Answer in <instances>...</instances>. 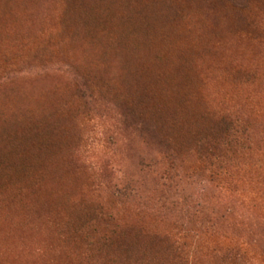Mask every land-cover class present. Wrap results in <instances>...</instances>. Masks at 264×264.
Returning <instances> with one entry per match:
<instances>
[{"label":"rangeland","instance_id":"1","mask_svg":"<svg viewBox=\"0 0 264 264\" xmlns=\"http://www.w3.org/2000/svg\"><path fill=\"white\" fill-rule=\"evenodd\" d=\"M31 1L0 0V144L71 183L0 189V264H264V0Z\"/></svg>","mask_w":264,"mask_h":264},{"label":"trees","instance_id":"2","mask_svg":"<svg viewBox=\"0 0 264 264\" xmlns=\"http://www.w3.org/2000/svg\"><path fill=\"white\" fill-rule=\"evenodd\" d=\"M5 2L7 3V0H5ZM46 5L50 7L49 3H47ZM1 8H4L2 11H6V10H11L12 6H10L8 4H2V5H0V9ZM180 10L181 9H177L175 12L177 14H179L178 17L183 19V21H186L184 18V13L182 14ZM180 14H182V15H180ZM4 18L6 19L7 23H9V17H4ZM18 18L19 17H17V19ZM178 21H180V20H178ZM16 22H17V20H16ZM24 22L25 23L22 25H24L28 28L33 26V24H34V20H31L28 22L24 21ZM229 29H232V28H229ZM5 34H6V32H5ZM175 34H181V33L177 32ZM175 34H173V35H175ZM183 34H190V33H183ZM194 35H196V34H194ZM208 36H210V35H208ZM211 36H219V35H211ZM224 36H227V35H224ZM1 37L4 38L5 35L1 34L0 38ZM71 43H75V42L69 40L68 44H71ZM197 52L198 51H196V53ZM208 53H209V51L207 53L199 52V53H197L198 55L195 54L196 57L194 56L193 58H192L193 55L185 56V58H183V59L179 58L181 60V64H183V66L181 65V69H182V74H183V80L185 79L184 84L186 85V88L190 89L191 88L190 86H194V84L196 85V83L193 84V82H196V79L198 78V80H199L200 77L202 76L201 71L199 72L200 74L197 75V78H196V76L193 77L194 75H192V69H190V68L192 67V65L194 63L195 58L200 56L199 58L201 59L202 57H204ZM215 59H216V56L212 57L208 62L207 68H205L208 71L212 70L214 75H215L216 70H213V68L219 67L217 64L214 65L212 63V60H215ZM219 59H222V57ZM185 63H187V64L185 65ZM210 66L212 67V69H208V68H210ZM183 69L186 71L183 72ZM205 74H207V72ZM192 78H193V80H192ZM186 79H188V81ZM208 118H209V114L206 115V120ZM7 138H10V137L8 135L5 138L4 137L2 138L0 136V139H3V144L6 143ZM13 148L19 149L22 151L23 161L20 164L8 162L7 161V155L5 153H9L10 149L8 148V146H3L2 144H0V189L2 187L4 189L5 186L10 187L11 185H16L19 183L23 186L24 185L23 182H24L28 185V187H30L29 188L30 193L28 194V201H29L30 194H32L33 198H35V199L37 198L39 200H42V202H45L44 204H51V205H53L55 202H58V200H60L61 197L66 196L67 190H68V184L71 183V179L66 176L69 174L66 173L68 171L63 167L62 159H61L60 163H58L57 165L55 163H53V161H50V164H49V161H47L46 163H44L45 167H37L38 171L35 172V164L33 163V160H32L34 155H32L33 153L31 152V149L30 148H29V150L27 148L21 149L19 147H15V146ZM14 181H16V182H14ZM0 192H1V190H0ZM1 196L2 195L0 194V197ZM61 200H63V199H61ZM4 220H6V219H4ZM6 222L10 223V220L7 219ZM134 235H135V240L131 245L132 247L138 248V249L148 248L151 250H154V249L156 250L154 242H148L147 243L146 241H144V238H142L141 236L136 238V234H134Z\"/></svg>","mask_w":264,"mask_h":264},{"label":"bare ground","instance_id":"3","mask_svg":"<svg viewBox=\"0 0 264 264\" xmlns=\"http://www.w3.org/2000/svg\"><path fill=\"white\" fill-rule=\"evenodd\" d=\"M46 4H45V1H42V0H32L29 4H28V7H29V11H28V15H27V17H26V20H27V22L28 21H31V20H35L36 19V17L38 16V15H40V14H42V13H44L45 12V8H46V6H45ZM33 23V22H32ZM182 34V33H181ZM180 34V35H181ZM186 35H188V34H186ZM185 35V36H186ZM191 37V36H190ZM177 38V37H176ZM181 38H182V36H181ZM192 38H194V37H192ZM191 38V39H192ZM195 38H198V37H195ZM180 39V38H179ZM187 39V38H186ZM199 39V38H198ZM207 39V38H206ZM222 39H224V38H220L219 39V41L220 40H222ZM183 40V39H182ZM217 39H212V41H211V45H212V43L214 42V41H216ZM178 41V40H177ZM179 41H181V40H179ZM195 41H197V39L195 40ZM224 41L225 40H222L220 43H223L224 44ZM174 42H175V40H174ZM184 42V41H183ZM185 42H187V41H185ZM185 42H184V45H181V43L179 44L180 46H182L183 48L185 47V45L187 44H185ZM193 42V41H192ZM177 43V42H176ZM176 43H174V44H176ZM189 43V42H188ZM201 43V42H200ZM191 43H189L188 45H190ZM192 45V44H191ZM193 46H195V50H196V45H193ZM179 47V46H178ZM181 47V48H182ZM192 47V46H191ZM227 46H224V47H222L221 49H211L212 47H210V49H209V53L207 54V55H205L204 57H202L201 59L199 58V57H197V58H195V61H194V63H193V65H192V67L190 68V69H192V75H194L193 77H195L196 76V78H197V75L198 74H200L199 72L201 71V75L205 72V71H208V70H206L205 68H207V65H208V62H209V60L212 58V57H214V56H216V59H219V58H221L222 57V59H223V61H227L226 59H229V58H232L235 54H233V55H230V52H231V50H227V48H226ZM201 48V47H200ZM190 49V48H189ZM194 49V48H193ZM192 48H191V50H193ZM191 50H190V52L188 51V53L191 55ZM197 53H199V52H197ZM197 53H195L196 55H198ZM229 53V54H228ZM183 55L185 54V52L184 53H182ZM188 54V55H189ZM192 54H193V52H192ZM228 54V55H227ZM183 55H182V57H183ZM186 56V55H185ZM194 57V54H193V56H192V58ZM196 57V56H195ZM185 58V57H184ZM188 59V58H187ZM186 59V60H187ZM193 61V60H192ZM184 63V62H183ZM188 63V62H187ZM187 63H185V65L187 64ZM184 65V66H185ZM190 65V64H189ZM182 66H183V64H182ZM187 67V66H186ZM185 67V68H186ZM183 71H186V70H183ZM206 73V72H205ZM185 74V73H184ZM186 75V74H185ZM186 77V76H185ZM200 77V76H199ZM188 78V77H187ZM189 79V78H188ZM188 79H186L187 81H188ZM192 80H193V78H192ZM185 81V80H184ZM183 81V82H184ZM192 82V81H191ZM197 83V82H196ZM193 84H194V82H193ZM190 87H193V86H190ZM180 92V91H179ZM181 101V100H180ZM45 189V188H44ZM50 191V190H49ZM48 191V192H49ZM48 194V193H47Z\"/></svg>","mask_w":264,"mask_h":264}]
</instances>
